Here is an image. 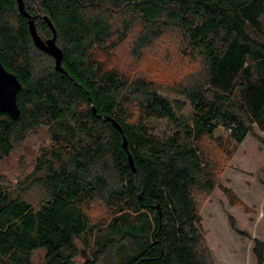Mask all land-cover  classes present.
<instances>
[{"label":"trees","instance_id":"1","mask_svg":"<svg viewBox=\"0 0 264 264\" xmlns=\"http://www.w3.org/2000/svg\"><path fill=\"white\" fill-rule=\"evenodd\" d=\"M24 3L43 40L53 37L45 17L51 20L64 72L35 46L17 0H0V60L22 85L19 118L0 113V161L31 131L47 128L53 141L33 171L41 201L0 184V264H34L38 250L47 264H81L77 240L96 233L99 248L83 264H214L198 198L220 186L224 166L212 145L223 161L232 157L217 131L236 147L255 126L264 133V0ZM167 38L197 66L167 87L190 103V115L149 76L129 75L99 57L127 44L140 61ZM105 117L123 128L135 172L123 134ZM165 120L175 127L170 136L149 131V122ZM95 205L106 218H94ZM231 226L244 235L234 219ZM254 252L264 264L261 241Z\"/></svg>","mask_w":264,"mask_h":264},{"label":"rangeland","instance_id":"2","mask_svg":"<svg viewBox=\"0 0 264 264\" xmlns=\"http://www.w3.org/2000/svg\"><path fill=\"white\" fill-rule=\"evenodd\" d=\"M118 21V18H116ZM180 45L176 39L160 40L156 45L144 51L140 61L133 59L127 44L104 56L99 55L105 64L121 68L124 72L136 75H147L161 88L163 96L170 100L185 102L184 110L190 115L192 107L184 98L168 90L173 85L197 69L195 64L186 61L180 54ZM151 133L158 137L170 136L174 125L165 121L148 123ZM215 138L223 140L226 151L232 154L223 161V154L218 146L212 145L213 156L221 159L222 169L220 186L201 204L202 228L214 264H257L254 252L256 241L264 244V133L255 126L252 134L240 146L228 141L223 130L217 131ZM53 141L47 128L29 132L25 139L0 161V184L14 196L22 195L33 204L44 197L43 189L34 179L33 171L41 156L51 151ZM220 168V169H221ZM223 188L230 189L236 201L233 203L225 195ZM95 205L93 216L96 220L106 218L104 208ZM231 219L244 235L237 234L231 226ZM99 237L96 234L77 240L81 255L77 261L85 263L86 258L99 248ZM118 260V259H117ZM34 264H47L46 252L38 250L33 255ZM100 264H115L103 259Z\"/></svg>","mask_w":264,"mask_h":264},{"label":"water","instance_id":"3","mask_svg":"<svg viewBox=\"0 0 264 264\" xmlns=\"http://www.w3.org/2000/svg\"><path fill=\"white\" fill-rule=\"evenodd\" d=\"M17 3L20 13L28 19L29 30L35 46L44 53H47L54 58L57 71L64 72V68L62 66L63 52L57 45V31L53 26L51 20L48 17H45L47 24L52 30L53 37L48 40H43L38 33L35 19L25 9L24 0H17ZM21 88L22 85L18 78L13 73L6 70L0 60V113L8 114L13 120H17L20 115V109L17 104V95ZM92 110L94 114L97 113V110L94 106H92ZM104 121H111L113 125L123 134V128L116 120L111 117H105ZM123 137V146L128 151L129 163L133 172H135L136 167L134 164L133 156L128 150L127 138L124 134Z\"/></svg>","mask_w":264,"mask_h":264}]
</instances>
